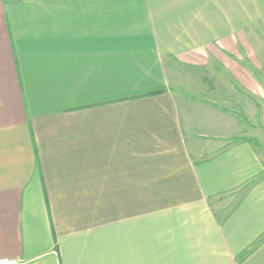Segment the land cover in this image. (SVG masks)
I'll use <instances>...</instances> for the list:
<instances>
[{
  "label": "crops",
  "instance_id": "0c3cea01",
  "mask_svg": "<svg viewBox=\"0 0 264 264\" xmlns=\"http://www.w3.org/2000/svg\"><path fill=\"white\" fill-rule=\"evenodd\" d=\"M262 22L264 0H0V259L264 264V158L166 66L217 57L206 83L243 102L228 56Z\"/></svg>",
  "mask_w": 264,
  "mask_h": 264
},
{
  "label": "rangeland",
  "instance_id": "374dc122",
  "mask_svg": "<svg viewBox=\"0 0 264 264\" xmlns=\"http://www.w3.org/2000/svg\"><path fill=\"white\" fill-rule=\"evenodd\" d=\"M250 42L251 55L228 56L234 58L232 61L231 58H225L227 62L229 60L240 66L242 72L250 77V92L245 91L242 86L237 87L240 95L245 96L243 102L240 103L219 102L217 95L220 94L221 87L206 83L209 79L211 82L215 83L219 80L221 83L222 78H231L230 72L228 71V74L224 71L217 57L209 56V62L204 68L176 62L177 69L172 71L173 65L168 59H166V66L170 74L175 72L176 78L173 79V87L184 100H191L193 106H208L213 110H223L225 116L233 114L235 124L238 125L240 132L230 139H224L225 145L232 140L240 144L249 142L264 158V22L257 24L254 34L251 33ZM230 94L232 93L230 92ZM247 96L249 99L246 98ZM193 102H200V104L197 105ZM218 140L221 139L210 137L209 142L219 144ZM206 156H211V153H207Z\"/></svg>",
  "mask_w": 264,
  "mask_h": 264
},
{
  "label": "built area",
  "instance_id": "2783aa9c",
  "mask_svg": "<svg viewBox=\"0 0 264 264\" xmlns=\"http://www.w3.org/2000/svg\"><path fill=\"white\" fill-rule=\"evenodd\" d=\"M21 262L15 258H1L0 264H20Z\"/></svg>",
  "mask_w": 264,
  "mask_h": 264
}]
</instances>
